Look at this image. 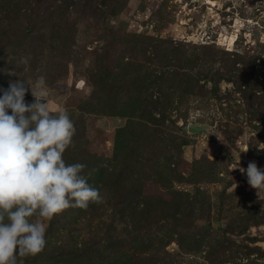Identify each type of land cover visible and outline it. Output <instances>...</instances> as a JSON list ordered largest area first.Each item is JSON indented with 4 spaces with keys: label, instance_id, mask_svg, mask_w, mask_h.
Returning a JSON list of instances; mask_svg holds the SVG:
<instances>
[{
    "label": "rangeland",
    "instance_id": "374dc122",
    "mask_svg": "<svg viewBox=\"0 0 264 264\" xmlns=\"http://www.w3.org/2000/svg\"><path fill=\"white\" fill-rule=\"evenodd\" d=\"M111 3L81 0L68 18L69 25L52 31L46 23L41 40L30 42L33 35L30 31L22 40V33H15L0 50V56L14 58L18 71L2 72L1 76L8 74L18 80L25 73L22 79L33 91L43 79L49 108L54 114L68 113L77 125L76 134L86 142L83 146L97 155L94 165L107 174L106 169L110 168L102 164L105 161L100 157H111L114 133L129 118L109 114L114 111L104 107L102 101L107 98L109 84L128 88L132 82L130 67L141 80L138 91L145 98L153 102L165 98L171 101L164 113L168 129H162L158 136L165 141L174 137L185 141L179 166L185 179L173 181L171 187L185 193L190 205L196 200L197 189L209 200L204 214L206 222L212 225L208 229L211 232L224 227L229 218L235 223V215L249 214L253 220H259L258 224L249 223L245 230L235 228V233H227L226 237L236 243H248L247 238L255 237L250 246L264 250V194L257 195L247 182L246 172L233 169L239 164L246 169L250 161H255L264 170V0H116L113 14L109 10ZM21 23L26 32V20ZM21 41L27 42V48L21 46L26 54L14 56ZM224 52L231 54L230 59L240 57L251 67V79L255 82L246 91L249 95L246 98L232 79H226L229 72L221 59L226 57ZM212 61L216 62L215 71L219 74L217 84L200 81L206 87L197 90L199 83L194 84L195 81L204 77ZM243 64L236 63V67L243 68ZM29 65L33 71L28 69ZM103 66L106 82H96L97 72ZM178 73L193 75L189 81L195 87L193 94L176 91L170 95L177 81L174 75ZM145 77L149 79L144 82ZM152 78L155 82L150 88L142 89ZM245 87L242 85L241 90ZM162 92L169 94L164 96ZM25 100L28 104L34 102L30 90ZM159 117L160 113L153 111L151 129L160 128L155 124ZM133 129L138 128L133 125ZM145 150L151 158V149ZM135 158L143 163L139 178L145 194L169 199L170 194H165L149 173L152 163H144L140 154ZM120 160L118 167L125 170L129 166L127 161L133 159ZM193 171L197 176L190 180ZM93 181L102 201L90 202L86 209L69 207L45 221L46 246L37 254L36 264H92L88 255L94 248L105 250L109 235L121 241L115 249L104 251L109 257L119 256L110 258L112 262L124 258L126 264H144L145 257H161L171 264H211L202 252L195 256L185 253L176 238L161 247L149 244L151 241L143 245L140 242L145 238L143 233L136 231L130 222L125 219L122 223L111 222L109 182L103 177ZM224 264L251 263L239 258Z\"/></svg>",
    "mask_w": 264,
    "mask_h": 264
},
{
    "label": "trees",
    "instance_id": "16d2710c",
    "mask_svg": "<svg viewBox=\"0 0 264 264\" xmlns=\"http://www.w3.org/2000/svg\"><path fill=\"white\" fill-rule=\"evenodd\" d=\"M110 1L112 3L109 6V10L113 14L116 0ZM80 3L81 0H0V50L6 46L15 33H22L20 39L22 40L23 38H27V31H30L33 33L31 40H29L31 42L32 40H41L42 31L46 27V23L47 27L52 31H57L61 27L65 28L69 25L68 18L72 15V10L81 5ZM22 19L26 20V32H23ZM49 41L52 42L51 37ZM21 46L27 48V42L21 41L18 45V50L13 54L14 56L26 54V50L22 52ZM224 54L226 57L224 59L222 57L221 59L224 61L223 65L227 72H229V77L226 79H232L236 89L242 91L244 98H246V96H249L246 94V91L255 82L253 81L254 79H251L253 75L251 67L240 57L230 59V53L224 52ZM239 62L244 63L243 68L236 67V63ZM215 64L216 62L212 61L208 68H206L204 77L200 75L199 77L202 79H197L194 84L204 80L213 85L217 84L219 74L215 71ZM17 68L14 58L7 59L6 56H0V89H7L9 83L16 79L15 76L10 78L8 74L1 76V73H7L13 69V71H18ZM28 69L33 71L31 65L28 66ZM100 69L97 72L96 82H106L104 78L106 69L104 66ZM128 71L132 77V82L128 88L125 89L124 85L121 84L114 87L109 84L105 92L107 98L102 101L104 107H107L110 111H114L109 114L113 115L115 113L114 115L116 116H127L129 118L127 124L124 127L118 128L114 133L111 157L108 159L100 157L101 160L105 161L102 164H106L110 168L106 169L107 174L99 166L94 165L97 155L88 152L83 146L86 142H82L81 137L76 134L77 125L75 123L76 132L73 137V144L65 150L63 157L66 164L82 163L86 165L82 174L86 176L88 183L92 187L94 186L93 183L96 182L93 181L94 179L103 177L106 182H109V209L111 210L109 217H111V222L122 223L123 219L130 222L136 231L143 233L145 238H141L140 240L143 245L151 241L149 244L156 243L161 247L169 244L176 238L179 248L185 253L195 256L197 253L202 252L203 257L211 264H224L229 261H236L239 258L251 264H264V262L259 263L256 261L264 260V250L258 246H250V243L256 241L255 237L247 238L248 243H236L234 240L226 237L227 233H235V228L245 230L249 226V223L258 224L259 220H253L249 214H247L248 216L235 215V223L229 218L226 220L224 227H219L216 231L213 230L211 232L212 230L208 229L212 228V225L206 222L207 218L204 214L209 206V200L203 197V194L197 189L196 200L190 205L185 200L187 196L185 193L174 190L171 187L173 181L181 182L185 179L179 171L181 147L185 145V141L175 137L171 141H165L158 136V134L163 132L162 129H168L164 125V113L170 107L171 101L165 97L163 101L155 100L154 102L151 99L145 98L144 94L138 91L141 89L139 88L141 80L137 78L135 73L133 74V69L130 70L129 67ZM232 74L235 76V79ZM25 76L26 74L22 73L20 79L25 78ZM178 76L180 79H178ZM174 77L177 81L170 95L173 96L176 91L189 94L194 93V84L189 85L190 78L193 75L178 73ZM148 79L149 77H145L144 82ZM158 80H160V77L156 78V81ZM154 82L155 79L152 78L149 83H145L142 89H149L150 85ZM105 85L102 87H105ZM242 85H245L247 88L245 87V90H241ZM198 86L196 87V89L198 88L197 90L206 87L203 83H199ZM157 89L161 92L160 88ZM119 91H122L124 94H119ZM162 93L164 96L169 94ZM2 94V91H0V95ZM153 111L160 113L159 119H155V124L160 127L158 130L157 128L151 129L149 126V122L153 121ZM251 113L256 112L251 111ZM155 124L153 125L157 126ZM133 125L138 128L137 131L133 129ZM167 147H171L170 150ZM145 148L151 149V158L144 153L146 152ZM138 154L144 157V163H152L149 173L152 176L154 175L155 180L159 182L165 194H170L169 199L154 194H145L144 183L139 178V172L143 171L141 169L143 163L138 162L135 158ZM128 157L133 159L131 160L132 162L130 160L127 161L128 168L123 170L120 166L118 167V161H121L120 159H130ZM196 176L197 174L193 171V174L189 178L191 180ZM202 221L204 223H201ZM128 222L126 223L128 224ZM110 227L113 226L110 224ZM107 240L109 242L107 241L108 244L105 250L102 251L98 248L91 250V253L88 255L92 258L91 263L126 264L127 261L124 258L123 261L119 259L112 262L111 259L114 256H112L113 258L109 257V254H105L104 252L111 251V248L115 249L121 241L113 235H109ZM155 250L160 251L159 248ZM254 254L256 256L251 258ZM117 258H119L118 255L114 259ZM17 259L18 264H36L38 255L18 257ZM142 262L144 264H156L157 262L171 264L168 261L165 262V258L161 257L152 259L145 257L142 259Z\"/></svg>",
    "mask_w": 264,
    "mask_h": 264
},
{
    "label": "clouds",
    "instance_id": "9594fccd",
    "mask_svg": "<svg viewBox=\"0 0 264 264\" xmlns=\"http://www.w3.org/2000/svg\"><path fill=\"white\" fill-rule=\"evenodd\" d=\"M36 88L18 79L0 89V264L39 254L46 246L45 221L69 207L86 209L103 199L82 174L86 165L66 164L63 158L73 144V121L66 111L54 114L49 108L43 79ZM29 90L31 104L25 100ZM236 168L246 172L261 197L264 170L255 161Z\"/></svg>",
    "mask_w": 264,
    "mask_h": 264
},
{
    "label": "water",
    "instance_id": "95a60500",
    "mask_svg": "<svg viewBox=\"0 0 264 264\" xmlns=\"http://www.w3.org/2000/svg\"><path fill=\"white\" fill-rule=\"evenodd\" d=\"M214 224H216V223H214Z\"/></svg>",
    "mask_w": 264,
    "mask_h": 264
}]
</instances>
